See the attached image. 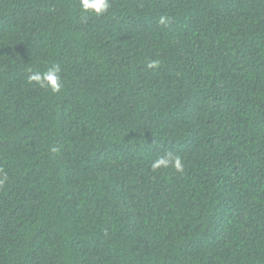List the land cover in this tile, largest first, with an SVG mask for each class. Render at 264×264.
<instances>
[{
    "label": "trees",
    "instance_id": "16d2710c",
    "mask_svg": "<svg viewBox=\"0 0 264 264\" xmlns=\"http://www.w3.org/2000/svg\"><path fill=\"white\" fill-rule=\"evenodd\" d=\"M111 4L0 0V264H264V0Z\"/></svg>",
    "mask_w": 264,
    "mask_h": 264
},
{
    "label": "clouds",
    "instance_id": "9594fccd",
    "mask_svg": "<svg viewBox=\"0 0 264 264\" xmlns=\"http://www.w3.org/2000/svg\"><path fill=\"white\" fill-rule=\"evenodd\" d=\"M80 8L84 14H94L97 17L104 16L109 12L112 4L111 0H79ZM158 23L162 26H167L169 20L166 16H161ZM159 60H149L147 67L153 69L158 67ZM29 83H35L41 88H49L53 93H59L64 87L63 78L60 74V68L58 65L48 68L44 72L29 70L28 75ZM153 170L161 168H173L175 171L183 173L184 163L181 156L174 154L171 151L165 152L158 156L152 163ZM7 180V174H4V178L0 179V184Z\"/></svg>",
    "mask_w": 264,
    "mask_h": 264
}]
</instances>
